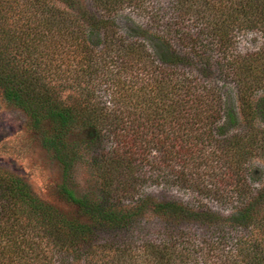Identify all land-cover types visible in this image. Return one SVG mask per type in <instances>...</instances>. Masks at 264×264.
Instances as JSON below:
<instances>
[{
  "label": "trees",
  "instance_id": "16d2710c",
  "mask_svg": "<svg viewBox=\"0 0 264 264\" xmlns=\"http://www.w3.org/2000/svg\"><path fill=\"white\" fill-rule=\"evenodd\" d=\"M44 1L10 24L0 0V92L42 130L63 165L61 194L84 218L0 172V264H264V182L246 189L251 161H264V0H174L168 26L151 16L124 32L113 10L145 0L98 3L101 13ZM241 31L260 46L236 51ZM75 130L94 151L95 198L68 185ZM148 182L196 191L189 201H117ZM218 182L230 190H212Z\"/></svg>",
  "mask_w": 264,
  "mask_h": 264
},
{
  "label": "rangeland",
  "instance_id": "374dc122",
  "mask_svg": "<svg viewBox=\"0 0 264 264\" xmlns=\"http://www.w3.org/2000/svg\"><path fill=\"white\" fill-rule=\"evenodd\" d=\"M11 6L12 13L8 11L11 17L8 23L11 24L13 18L17 19L16 10L23 9L26 4H31L33 0H7ZM47 1V0H45ZM44 1V2H45ZM59 7L68 10L66 5L59 0H49ZM111 0H79L83 7L90 11L95 8L100 12L99 8L102 2ZM174 0H145V8H136L129 5H121L113 10V16L116 27L119 31H129V28L137 24H150L151 16H156L160 27L168 26L174 15ZM99 3V4H98ZM108 3V2H107ZM17 4V5H16ZM98 4L99 6H97ZM26 13V18L36 20L37 17L30 13ZM21 15V14H20ZM190 28L193 27L191 20L186 22ZM149 27V26H146ZM195 27V26H194ZM167 29V28H166ZM261 44V38L253 32H237L234 37V47L238 52H249L256 50ZM215 57L212 55L213 69H215ZM229 87V86H227ZM67 92V91H66ZM233 96V94H231ZM44 131H48V126H43ZM42 130L32 126L29 117L17 106L3 99L0 92V172H8L15 176L21 177L42 201L48 203L70 218H78L83 220L79 209L76 205L69 202L65 196L61 194V185L64 181L63 165L54 156V153L48 150L42 143ZM86 135V130H75L70 133L66 139L69 148L73 147L74 159L72 168L68 177V185L79 195H88L89 197H97L100 195L99 179L95 175L91 166V156L93 150L81 147V140ZM109 145V144H108ZM78 148V149H77ZM76 154V155H75ZM253 170V179H249L250 188L247 190H257L264 182V161L260 158H254L250 163ZM232 184H223L218 182L214 184L212 190L227 191L230 190ZM196 191V190H195ZM194 190L182 186L156 185L152 182L142 183L136 190H130L127 195L117 200L120 205H131L144 194L161 197H173L181 200H192L195 194ZM202 202L219 211L229 208L222 203L219 204L212 197H200ZM82 264V262H80Z\"/></svg>",
  "mask_w": 264,
  "mask_h": 264
}]
</instances>
